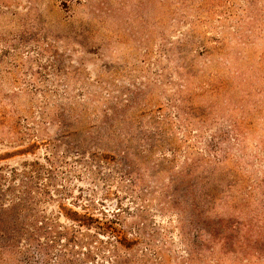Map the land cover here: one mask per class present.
Here are the masks:
<instances>
[{
	"label": "rangeland",
	"instance_id": "1",
	"mask_svg": "<svg viewBox=\"0 0 264 264\" xmlns=\"http://www.w3.org/2000/svg\"><path fill=\"white\" fill-rule=\"evenodd\" d=\"M0 264H264V0H0Z\"/></svg>",
	"mask_w": 264,
	"mask_h": 264
}]
</instances>
